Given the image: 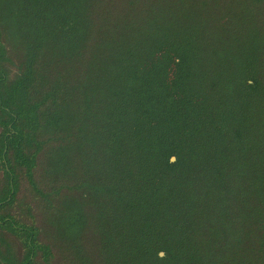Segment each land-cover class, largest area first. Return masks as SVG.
<instances>
[{
	"label": "trees",
	"instance_id": "trees-1",
	"mask_svg": "<svg viewBox=\"0 0 264 264\" xmlns=\"http://www.w3.org/2000/svg\"><path fill=\"white\" fill-rule=\"evenodd\" d=\"M139 5L146 20L133 65L144 73L169 7L178 40L201 0H85L69 32L31 45L12 31L19 16L0 13V248L9 264H121L138 225L122 200L115 153L136 149L143 122L120 61L121 29ZM188 59V72L223 81L232 100L264 65V0H220ZM197 127L201 138L168 151L203 144L212 120ZM205 264H264V191Z\"/></svg>",
	"mask_w": 264,
	"mask_h": 264
},
{
	"label": "rangeland",
	"instance_id": "rangeland-1",
	"mask_svg": "<svg viewBox=\"0 0 264 264\" xmlns=\"http://www.w3.org/2000/svg\"><path fill=\"white\" fill-rule=\"evenodd\" d=\"M79 1H56L45 14L37 17L34 23L37 27L35 39L42 40L58 29L56 20L60 16L68 17ZM219 1L201 0V11L178 40L174 38L169 25L171 5L157 28L149 70L141 79L133 65V59L143 36L146 9L139 5L121 29V64L127 73L129 89L141 92L147 124L143 130V134H146H141L137 141V155L131 161L124 160V169L117 171L121 180L126 182L125 199L132 204V213L141 223L122 257V264H205L215 251L217 243L228 234L232 219L264 191L262 167L253 171L247 169L244 174L240 171L229 189L226 185L228 175L224 165L220 167L219 164L224 162L228 154L237 152L236 147L244 148L249 165L258 159L253 157L258 149H254L250 143L243 145L240 131L264 118L263 65L254 81L244 86L232 100L230 107L220 114L201 154L191 161L183 160L168 167L172 169L170 174L174 177L168 187L172 194L170 199L166 195H158L154 203L150 204L146 198L148 191L156 183L158 171L164 163L167 165L166 148L169 137L173 135L177 141L193 138L197 135L195 125L200 120L209 118L225 98L223 81L211 82L205 74L199 72L187 79L193 95L180 116V122L172 125L163 119L162 122H157L156 128L149 126L153 121L159 120V110L164 109L182 91L187 57L194 56L198 51L206 20ZM128 2L132 3L133 0ZM150 131L158 135L160 142L158 158H155L157 160H147L142 153L148 148L147 137ZM263 135L264 127L256 131L251 140L260 139ZM117 147L118 155L115 156L119 159L125 155L126 147ZM197 176H202L203 179L197 182ZM199 184L201 188H198ZM228 191L231 194L224 199ZM196 194L203 195L202 216L198 217L200 228L190 235L183 234L181 246L184 245V248H162L169 224H173L170 216L174 209L180 207L181 199L186 195L193 197Z\"/></svg>",
	"mask_w": 264,
	"mask_h": 264
},
{
	"label": "flooded vegetation",
	"instance_id": "flooded-vegetation-1",
	"mask_svg": "<svg viewBox=\"0 0 264 264\" xmlns=\"http://www.w3.org/2000/svg\"><path fill=\"white\" fill-rule=\"evenodd\" d=\"M56 1L58 2L59 0H0V13H4V14H8L14 17V15H18L19 16V22L15 23L13 22L15 25H11L12 27V31H22L23 33V37H24V41L23 43L26 45H31L32 42H43L45 40H48L54 36L57 35H63L67 32H69L71 30V28L75 25L78 24V20H79V16H80V11H79V5L84 2L85 0H80L78 2V4L76 5L75 8H72V10L70 11V14L68 17H63L60 16L56 21V26L59 27L58 29H56L55 31H53L52 33H50L49 35H47L45 38H43L42 40H36L34 35L36 32V25H34L35 20L37 19V17L45 14L49 9L51 8ZM12 20L14 21L15 19L12 18ZM21 22H23L21 24ZM21 24V25H20ZM20 25V27L18 28V26ZM145 25V23H144ZM144 29V28H143ZM24 30V31H23ZM155 49V47H154ZM154 51V50H153ZM122 53V50H121ZM153 54V52H152ZM151 54V57H152ZM151 57L148 61V66L146 68V71L144 73H140L137 69L136 71L139 72L138 76L139 79L142 78V76L148 72L149 70V65H150V61H151ZM121 61V60H120ZM189 59L187 57L186 60V69L184 71V74L182 76V83H183V89L182 91L177 95V97L168 105H166L164 107V109H160L159 111H161L158 115L159 120H155L153 121L149 126L153 129L154 127L156 128L157 126V122L161 121L164 119L165 121L168 120L167 122L171 123L173 125V123L178 124L180 122L181 119V114L183 113V111L186 109V105L188 100L192 97L193 95V89L191 86H188L187 84V79L190 76H196L197 74H199L198 72H194V73H190L188 72V63ZM263 66V65H262ZM123 67V66H122ZM262 68V67H261ZM260 68V69H261ZM260 71V70H259ZM232 72V70L225 72V74H230ZM202 74H205L204 72H200ZM259 73V72H258ZM257 73V75H258ZM256 75V77H257ZM206 77V74H205ZM255 77V78H256ZM254 78V79H255ZM254 79L252 81H249L248 84H250L251 82L254 81ZM128 80V78H127ZM214 82V81H213ZM129 87V85H128ZM244 88V87H243ZM242 89V88H241ZM239 89V92L240 90ZM225 90V89H224ZM133 92H138L141 96V92L140 91H133ZM239 92L237 93V95L232 99L234 100ZM227 93L225 91V98L223 100V103L220 104V106L215 109L213 112L218 111L219 113L217 114L218 119L219 120V116L221 113H223L225 110H227L230 105L232 100H228V103L225 101ZM142 99V109H141V113L143 115V122H142V127H141V132L138 133L137 137H136V149L134 151H128L127 147L125 150V155H122V158L120 157L118 159V156L116 157V162L119 164L116 166L115 168V178L120 182L123 183L124 185V193H123V197L122 200L124 202L129 203L126 199H125V195H126V182L121 180L122 177L118 176L117 171L118 169H124L125 167V161H131L137 154L138 148H139V144H137L138 139L140 138V135H145L143 134V130L147 127L146 121L144 119L145 113L143 111V97L141 96ZM225 107V109L223 111H220L221 108ZM212 112V113H213ZM212 113L211 116L212 117ZM255 113V112H254ZM174 117V118H173ZM177 117V118H176ZM209 117V118H210ZM209 118H205L200 120L197 125H195V132L197 133V135H194L193 138H189L187 140H182V141H177L175 140V136L171 135L169 137V143L167 145L166 148V159H167V165L165 166V163L162 165L161 169L158 171L157 175H156V183L155 185L152 187V189L150 191H148L147 193V202H149L150 204L154 203V199L158 196V195H166V197H168L170 199L171 197V193L168 189L169 184L172 182L173 180V175L170 174V171H172V169H169L168 167L170 165H173L174 163L179 164L181 163V161L185 160V161H191L194 158H197L202 150L205 148L209 137L211 136V133L215 127V124L217 123L216 121L212 122V128L210 130V134L205 138V142L201 145H199L195 150H183L182 152L178 153V154H172L170 151H168V148L171 145H176V143H184L187 141H191L192 139L197 140L199 138H201L203 136V128L198 129V125L202 122L208 121ZM148 128L146 129L145 132H147ZM243 129L240 131V134H242ZM141 135V136H142ZM154 135V136H153ZM155 137V139H153ZM148 140L147 142L149 143L148 148L145 152L143 153V156L147 159V160H153L155 158H158V153H159V145L160 142L158 140V135L154 133V131H150V134L148 135ZM242 141V137L240 139ZM155 141L158 142V146L156 150H153L152 147L155 144ZM250 142V141H249ZM255 142V141H254ZM145 153V154H144ZM115 155H118V151L115 153ZM254 157V154H253ZM125 160V161H124ZM157 160V159H155ZM166 162V161H165ZM245 163L248 164L247 160H245ZM220 167L223 166V163H219ZM250 171H252L251 169H249ZM262 173H264V169H262L261 171ZM199 195V194H196ZM196 195H194L193 197H195ZM165 197V198H166ZM190 195H186V197L181 199V205L180 207H178L177 209H174L173 213L171 214V218L173 221V224H169V230H168V234L165 236V244L163 245L162 248H174V250L177 247H181L184 248V245L181 246V238L183 237V234L186 235H190L191 233L195 232L196 230H198L200 228V222L198 220V217L202 216V209L201 207L203 206L202 201L199 203V205L196 206V204H192L191 205V198H193ZM206 202V201H205ZM131 206V212H132V204L129 203ZM193 208H197V213L194 214V210L190 209ZM150 208V207H148ZM133 214V213H132ZM193 214V216H189ZM185 215L187 216V218H191L192 219V223L191 226H186L183 222ZM134 216V215H133ZM234 219V218H233ZM232 219V220H233ZM137 225L139 226L141 223H139V220H136ZM138 229V227H136V230ZM135 230V231H136ZM132 243V241H131ZM130 243V244H131ZM166 246V247H165ZM127 250L124 249V254L125 251ZM124 254L122 255V257L124 256ZM0 264H9L4 252V248H0ZM121 264H122V258H121Z\"/></svg>",
	"mask_w": 264,
	"mask_h": 264
},
{
	"label": "bare ground",
	"instance_id": "bare-ground-1",
	"mask_svg": "<svg viewBox=\"0 0 264 264\" xmlns=\"http://www.w3.org/2000/svg\"><path fill=\"white\" fill-rule=\"evenodd\" d=\"M259 126H264V121H262L259 124H255L253 126H250L246 129L243 130L241 137L242 139V144H252V147L254 149H258L257 152L254 153V157L258 158L255 163H252L251 165L245 163L246 157L248 156L246 153H244V148L243 147H236L238 150L237 152H231L230 154L227 155V158L224 160L223 165L227 173V182L226 185L231 187L232 181L235 180L236 175L241 171L244 174V171L247 169H251L252 171L257 168V167H262L264 169V135L261 138L260 141H257L256 139L251 140L253 137L254 133L256 131L261 130L262 128ZM250 141V142H249ZM255 141V142H254ZM198 177V176H197ZM197 177L195 178V181L199 182L203 178L202 176H199L198 179ZM198 188H201V185H198ZM231 194L230 191L225 193L224 199H227L228 196ZM203 200V195H196L195 197L191 198V205L196 204L199 205V203ZM191 210H194V214L197 213V208L193 209L190 207ZM193 216V214L189 215ZM192 219L187 218L185 215L184 217V224L186 226H191Z\"/></svg>",
	"mask_w": 264,
	"mask_h": 264
},
{
	"label": "water",
	"instance_id": "water-1",
	"mask_svg": "<svg viewBox=\"0 0 264 264\" xmlns=\"http://www.w3.org/2000/svg\"><path fill=\"white\" fill-rule=\"evenodd\" d=\"M210 119L212 120V122H214V121H216L218 118H217L216 120H214L212 117H210L209 120H210ZM262 121H264V118H262L259 122L255 123V124H259V123H261ZM255 124H254V125H255ZM252 126H253V125H252ZM259 127L263 128L264 126H259ZM209 134H210V133H209ZM256 140H257V141H260V139H256ZM246 208H247V207H246ZM246 208H245V209H246ZM245 209H244V210H245ZM242 211H243V210H242ZM242 211H241V212H242ZM239 213H240V212H239ZM239 213H238V214H239Z\"/></svg>",
	"mask_w": 264,
	"mask_h": 264
}]
</instances>
